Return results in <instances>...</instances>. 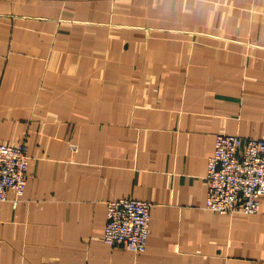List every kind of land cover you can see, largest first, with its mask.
Instances as JSON below:
<instances>
[{
  "label": "crops",
  "instance_id": "obj_1",
  "mask_svg": "<svg viewBox=\"0 0 264 264\" xmlns=\"http://www.w3.org/2000/svg\"><path fill=\"white\" fill-rule=\"evenodd\" d=\"M264 140V0H0V264H264L255 214L204 208L216 134ZM147 201L144 251L105 204Z\"/></svg>",
  "mask_w": 264,
  "mask_h": 264
},
{
  "label": "built area",
  "instance_id": "obj_2",
  "mask_svg": "<svg viewBox=\"0 0 264 264\" xmlns=\"http://www.w3.org/2000/svg\"><path fill=\"white\" fill-rule=\"evenodd\" d=\"M28 178V156L22 145L0 143V202L7 191L14 192L16 204ZM207 192L204 208L218 214H255L264 198V140H242L237 135L219 133L206 163ZM147 201L119 198L106 202V223L102 241L122 245L139 253L149 235Z\"/></svg>",
  "mask_w": 264,
  "mask_h": 264
}]
</instances>
